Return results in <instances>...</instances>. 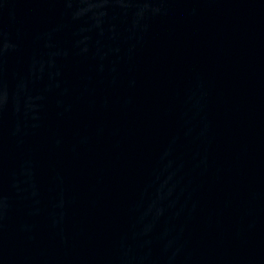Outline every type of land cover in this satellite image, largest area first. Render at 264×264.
Returning a JSON list of instances; mask_svg holds the SVG:
<instances>
[{
  "label": "water",
  "instance_id": "obj_1",
  "mask_svg": "<svg viewBox=\"0 0 264 264\" xmlns=\"http://www.w3.org/2000/svg\"><path fill=\"white\" fill-rule=\"evenodd\" d=\"M0 264H264V0H0Z\"/></svg>",
  "mask_w": 264,
  "mask_h": 264
}]
</instances>
